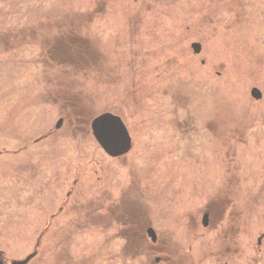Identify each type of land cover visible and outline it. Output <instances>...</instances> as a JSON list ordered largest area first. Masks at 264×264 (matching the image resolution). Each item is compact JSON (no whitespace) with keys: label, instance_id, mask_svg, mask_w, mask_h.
I'll use <instances>...</instances> for the list:
<instances>
[{"label":"rangeland","instance_id":"1","mask_svg":"<svg viewBox=\"0 0 264 264\" xmlns=\"http://www.w3.org/2000/svg\"><path fill=\"white\" fill-rule=\"evenodd\" d=\"M106 110L135 141L120 158L89 129ZM170 119L172 132L144 127ZM244 132L253 139L243 148L231 138ZM173 133L179 142L164 141ZM239 168L248 178L230 190L228 171ZM216 199L235 203L230 245L221 227L200 216L194 231L189 220ZM117 203H137L166 251L124 239ZM134 220L125 214L126 232ZM90 221V232L74 231ZM263 232L264 0H0L5 263L37 250L31 264H163L168 254L174 264H264Z\"/></svg>","mask_w":264,"mask_h":264},{"label":"flooded vegetation","instance_id":"2","mask_svg":"<svg viewBox=\"0 0 264 264\" xmlns=\"http://www.w3.org/2000/svg\"><path fill=\"white\" fill-rule=\"evenodd\" d=\"M201 52H202V50H201ZM200 53H196V54L199 55ZM62 59H65V58H62V54L59 53L58 60L61 61ZM201 63H202L203 68H204L206 66V61L204 59H202ZM202 72H203L202 76H204L207 73L206 69H203ZM217 74L219 76L222 75V73L219 71L217 72ZM254 87H257V86H253L250 90V93ZM262 97L263 96H261L259 99H256V100H261ZM170 99H171V97H170ZM102 114H112L116 117H119L122 120V122L124 123V125L126 126V128L128 130V133H129V136L131 139V147L127 152L120 154V155H116V156L110 155V153H108L102 147L101 148L105 151V154L107 156H110L112 158H120L122 156L127 155L129 152H131L134 149V142L135 141L133 140V138L130 134V131H129L124 119H123V116L119 113V111L106 110V111L98 114L97 116H95L91 120V122L89 124V129H91V131L94 135L93 121ZM185 122H186V120H183L181 123H185ZM164 124H165V126H163ZM146 126L149 129V131L147 132L148 134H151L152 132L154 133L155 131H157V128L158 129L162 128V130H160V131H167L168 129H170L172 132L173 127H174V123H173V119L172 120L170 119L168 122H167V120L164 123L155 121L154 123H151L149 125H145L144 127H146ZM190 126H193L197 129H193ZM183 127H184L183 129H185V131H187L189 134H194L199 129L197 125H195L194 123H192L188 120H187L186 124H183ZM250 130H251V127H250L249 131ZM176 134H177L176 136L180 135V133L178 131H176ZM170 136L171 137H167V139H165L164 141H166V140L171 141V139H172L176 143L179 142V139H178L179 137L175 138L176 136L174 135V133ZM94 137H95V135H94ZM235 139H237L236 144H240L239 146H243V148H244L245 146L252 145L253 135L249 134V132H244L242 137L232 136L231 141H233ZM171 170H174V169L170 168V170L168 171L169 175L173 174V172H170ZM228 173L232 176V177L228 178V180L232 181L231 185L229 186L230 190H233V189L238 190L239 187L241 186V183L238 184L237 181L239 179L241 180L243 178H248L240 168L238 170H236L234 173H232L231 171H228ZM211 175H213V174H211ZM182 177H183V180L185 182L184 187L187 189L188 188L187 178L189 177V173L188 172L183 173ZM174 178H176V177H174ZM244 180L247 181V179H244ZM121 200L122 199H120V201ZM101 203H104V205L108 204L110 206L109 203H113V202L108 200L107 196H106V199L103 200ZM120 203H117V212H116L117 222L124 228V230H121L122 233L120 235H122L123 237L125 236L124 239L126 238L127 234L131 235L132 237L134 236L133 238H137V245H138L137 250L141 249V250H139L141 253H142L143 248H142L140 243H142L143 240L146 242H147V240L151 241V244L154 248L153 249L154 252L166 251V249L161 244L163 237L161 236L160 232L157 230L158 228H156L152 225H149L151 223V221L146 218L145 212L143 210L141 211V209L139 207H137V203H124V205L120 204ZM60 210H61V208H60ZM235 211H236L235 210V203L234 204L233 203H226V201H224L223 199H221V203H218L217 199H216V203L208 202V203H205L204 205H202V208H200L198 216L193 214L192 218L191 219L189 218V220L193 221V223H194V231L196 229L198 230L197 225L201 226V224L206 229L207 228L215 229V228L221 227L222 234L225 238L224 240H225V242H228V245H230L231 241H232L231 233L233 232L232 226H237V222L231 220V217L235 215ZM108 212H110V210ZM80 213H81L80 214L81 216L84 214H87V212L84 213L83 210H81ZM126 213L129 215L135 216V220L130 224V226L132 228H130L128 232L125 231V214ZM228 214L230 215L229 217H227ZM200 216H201V224H197V223H200V221H199ZM224 221L227 222V224H225ZM92 224L93 223L91 221L85 222L84 224L73 223V228H74L75 232H90L93 228ZM178 225H179V227H182V229L184 230V234L188 235L189 233H191V230L187 233V230L189 229V226L187 223L180 222ZM237 228L239 229V231L241 230L239 227H237ZM68 230H69V228L67 229V231ZM71 232H73V229H71ZM187 235H186V237H187ZM263 235H264V232H263ZM39 236L41 237V235H39ZM128 238L129 237H127V239ZM39 240H40V238H39ZM258 244H261V240H259ZM0 254H1V259L4 261L3 251H1ZM38 255H39V252L37 250H34L33 252L29 253L24 259H18L17 258V259L11 260L10 262H12L13 264H31V262ZM172 255L173 254H168V257L163 260V262H164L163 264H165V263L166 264H174ZM224 257H226V256H224ZM231 259H232L231 256H229L227 263H230ZM25 260H26V262H24ZM156 261L161 263L162 262L161 257L157 258ZM4 263H5V261H4ZM5 264H7V263H5ZM78 264H81V263L78 262Z\"/></svg>","mask_w":264,"mask_h":264},{"label":"water","instance_id":"3","mask_svg":"<svg viewBox=\"0 0 264 264\" xmlns=\"http://www.w3.org/2000/svg\"><path fill=\"white\" fill-rule=\"evenodd\" d=\"M195 52L201 51V44L194 43ZM260 91L254 90L255 97H260ZM62 120L57 124L60 127ZM93 129L97 140L105 150L113 156L127 152L131 147V139L128 130L122 120L112 114H103L93 121ZM0 264H4L1 260Z\"/></svg>","mask_w":264,"mask_h":264},{"label":"bare ground","instance_id":"4","mask_svg":"<svg viewBox=\"0 0 264 264\" xmlns=\"http://www.w3.org/2000/svg\"><path fill=\"white\" fill-rule=\"evenodd\" d=\"M122 90V89H121ZM124 92V91H123Z\"/></svg>","mask_w":264,"mask_h":264}]
</instances>
